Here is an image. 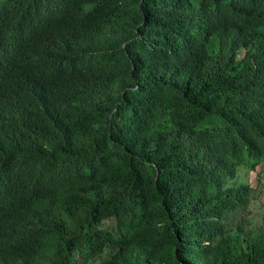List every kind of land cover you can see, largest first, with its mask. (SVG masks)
Listing matches in <instances>:
<instances>
[{"label": "trees", "instance_id": "1", "mask_svg": "<svg viewBox=\"0 0 264 264\" xmlns=\"http://www.w3.org/2000/svg\"><path fill=\"white\" fill-rule=\"evenodd\" d=\"M264 0H0V264H264Z\"/></svg>", "mask_w": 264, "mask_h": 264}, {"label": "rangeland", "instance_id": "2", "mask_svg": "<svg viewBox=\"0 0 264 264\" xmlns=\"http://www.w3.org/2000/svg\"><path fill=\"white\" fill-rule=\"evenodd\" d=\"M248 182L254 188L255 194L250 206L244 215L246 220L254 226H258L261 220L262 204L264 202V165L248 174Z\"/></svg>", "mask_w": 264, "mask_h": 264}]
</instances>
